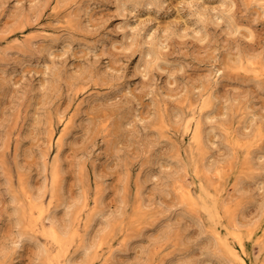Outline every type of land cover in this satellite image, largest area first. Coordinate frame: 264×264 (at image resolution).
Here are the masks:
<instances>
[{
    "label": "rangeland",
    "instance_id": "rangeland-1",
    "mask_svg": "<svg viewBox=\"0 0 264 264\" xmlns=\"http://www.w3.org/2000/svg\"><path fill=\"white\" fill-rule=\"evenodd\" d=\"M254 70L264 74L256 0H0V264L58 253L41 232H21L24 188L45 192L44 206L61 203L60 222L86 198L70 252L100 198L84 244L107 236L98 255L111 248L110 264H231L214 251L208 214L182 204L174 182L201 201L208 183L191 163L189 124L202 109L204 163L223 167V224L230 209L264 231V75ZM258 128L250 170L246 146L232 149L229 137ZM249 235L243 229L247 264H261Z\"/></svg>",
    "mask_w": 264,
    "mask_h": 264
},
{
    "label": "bare ground",
    "instance_id": "bare-ground-1",
    "mask_svg": "<svg viewBox=\"0 0 264 264\" xmlns=\"http://www.w3.org/2000/svg\"><path fill=\"white\" fill-rule=\"evenodd\" d=\"M258 4L264 7V0H256ZM26 46L21 49L22 53L26 52ZM254 63V62H253ZM257 70V69H256ZM255 73H258L259 76H263L264 74H259V70ZM211 104V98L208 99V101H205L203 103V107H208ZM194 112V111H193ZM204 111L201 109L199 110V113L194 115L191 123L189 124L190 127L193 128V134L191 137V142L194 145L192 146V149H196L197 156L192 157V165L196 168L198 172H203L204 177L208 184L206 186H203V195L200 202L195 200L190 193V191L187 190L180 182L177 180L174 182V185L176 188H179L182 190L181 199L182 204L186 205L189 204L193 207L195 211L198 209L197 206L202 208L209 216V223L211 224V232L213 236L214 241V251L215 253L221 255L224 254L228 257V259L231 260V264H247L249 260H246L248 257V253L246 251V245L243 241V229H247L250 231V238H255V244L259 247L261 252H264V231L259 234L256 232L258 228V223H253L252 225H245L243 222H237L235 213L232 212V210L228 209V211L225 213L228 224H223L222 218L224 216L220 213V206L219 202L221 200L218 198H215V195H219L221 193V181L220 179L222 176L219 174L223 170L222 165L220 164H211L206 166L204 163L206 150L204 147L203 142V124H202V117H203ZM66 126V125H65ZM68 127V126H66ZM260 128L256 130L254 133H252L250 136L245 137L242 139L238 134L234 133L232 134L230 138V142L232 141V149H236V146L241 148L244 147L245 151V158L244 164L248 166V169L253 170V166L251 164V154L253 153V145L255 144L257 137L260 134ZM66 136V135H65ZM63 135L59 140L58 143V150L62 148L63 146ZM259 140L261 138L259 137ZM246 142V143H244ZM256 145V144H255ZM60 151V150H59ZM58 153L55 158V171L53 172V184L57 181L58 173H59V166H58ZM197 157V158H196ZM213 172L217 176L218 181H211L209 174ZM253 174V173H252ZM239 185V184H237ZM236 185V186H237ZM44 186V185H43ZM40 187H38L39 189ZM214 190V193L210 192V189ZM46 189V187H45ZM140 187L138 186V190ZM25 190V200H27V204L24 203V200L20 199V197H15L16 201L20 204V209L18 210V216L19 221L21 222L22 229L21 232L25 235H27L29 230H24L25 227L29 228L30 230H34V232H41L44 236H46L48 239H50L55 245L58 247V253L56 255V259L54 260L51 253L47 250L44 252L42 251V258L43 263L42 264H54L56 261V264H90L94 260H98L99 264H110L112 262L113 256L115 254V251H112L111 248L109 249L110 253L108 257H104L103 255H98V250L101 245V243L105 240V235H102L97 242H93L90 245L86 246L85 239L86 236L89 233V229L91 227V223L100 215L101 209L99 207L100 205V198L98 199L97 205L95 210L89 214V217L87 219V224L85 226V234L83 237H81V241L79 246L74 252H70L71 246L73 247V244L76 242V230L75 226L76 223L79 220V218L82 215V212L84 211L85 207H87V200L84 197H79L75 203L76 207H73L69 212L63 216V222H60L57 218V208L61 205L58 204L56 206H51V202L48 203L47 206H44V197L45 192L41 191L39 189L38 192H30L29 190ZM32 191V190H31ZM221 197V196H220ZM23 201V202H22ZM142 201V200H141ZM140 201V198L138 197L137 203H138V210L136 211L137 216L144 215L143 213V206ZM63 204V203H62ZM74 205V204H72ZM126 206V205H125ZM57 209V210H56ZM142 211V212H141ZM103 214V212H102ZM101 214V215H102ZM234 214V215H233ZM225 218V217H224ZM110 220V219H109ZM207 220V219H206ZM111 222V221H110ZM108 223V227L115 224L117 221L115 220V223ZM114 222V221H113ZM79 223V222H78ZM110 224V225H109ZM24 232H23V231ZM248 234V233H247ZM253 237V238H254ZM21 242L20 236L17 237L15 240L16 243ZM96 241V239H95ZM128 240L125 241L124 246L126 247ZM256 246V247H257ZM159 248H161L160 245H157L156 248L153 249V255L150 257L149 260H154V258L157 260L159 253ZM80 250L82 251L81 254H79ZM159 254V255H158ZM262 255V254H261ZM162 260V259H161ZM257 260V259H256ZM260 260V259H259ZM262 261V260H261ZM256 262V261H255ZM95 263V262H94ZM257 263V262H256ZM98 264V263H97ZM261 264H264V259Z\"/></svg>",
    "mask_w": 264,
    "mask_h": 264
}]
</instances>
